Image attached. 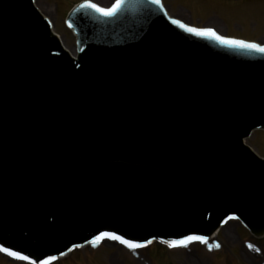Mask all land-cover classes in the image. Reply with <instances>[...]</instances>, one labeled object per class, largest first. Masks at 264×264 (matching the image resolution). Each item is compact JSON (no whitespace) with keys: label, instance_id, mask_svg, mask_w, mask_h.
Masks as SVG:
<instances>
[{"label":"water","instance_id":"95a60500","mask_svg":"<svg viewBox=\"0 0 264 264\" xmlns=\"http://www.w3.org/2000/svg\"><path fill=\"white\" fill-rule=\"evenodd\" d=\"M82 4L73 57L32 0H0V252L44 264L106 232L170 247L230 220L263 238L264 159L244 141L264 131V53L160 2Z\"/></svg>","mask_w":264,"mask_h":264},{"label":"rangeland","instance_id":"374dc122","mask_svg":"<svg viewBox=\"0 0 264 264\" xmlns=\"http://www.w3.org/2000/svg\"><path fill=\"white\" fill-rule=\"evenodd\" d=\"M82 1L87 0H38L53 33L69 52H74L75 39L65 27V19L73 5ZM88 1L101 2L106 7L115 0ZM160 1L170 17L187 25L210 28L231 39L264 45V0ZM245 144L264 158V132L252 134ZM215 237L206 243L173 250L156 245L130 251L100 243L98 247L90 245L74 251L53 264H264V239L251 238L234 222L226 224ZM0 264L5 263L0 260Z\"/></svg>","mask_w":264,"mask_h":264},{"label":"snow or ice","instance_id":"6c2138e0","mask_svg":"<svg viewBox=\"0 0 264 264\" xmlns=\"http://www.w3.org/2000/svg\"><path fill=\"white\" fill-rule=\"evenodd\" d=\"M125 0H116V3L111 7V8H104V7H100L94 3H84L81 5L82 8H91L93 10H95L96 12H98L101 16L104 17H113L115 16L123 7ZM152 3H159V0H151ZM172 23L177 24L179 27L183 28L186 32H189L193 35L196 36H200V37H208V38H212L216 41H218L219 43L226 45L228 47L231 48H240V49H247V50H251V51H255V52H260V53H264V47H262L261 45L257 44V43H250V42H246L243 40H236V39H226L220 35H218L216 33L215 30L213 29H197L194 27H189L186 26L185 24L181 23L178 20H173ZM104 238H108L111 240H115V241H119L121 244L127 246L129 249L135 250L137 248L143 247L142 245L133 243L129 240H125L120 236L114 235V234H110V233H103L101 237H99L98 239H104ZM192 241H200L202 243H206V241L204 240L203 237H199V236H193V237H188L185 241H173L171 242V244L169 245L170 247H188V244L191 243ZM94 246L98 247V244L94 243ZM219 245H216V248H219ZM249 247H251V245H249ZM211 251V249H209ZM2 251L6 252L9 256L14 257L17 260H21V261H26L28 260L27 256H22L17 252H12L9 251L8 249H2ZM44 264H50L49 261H44Z\"/></svg>","mask_w":264,"mask_h":264},{"label":"bare ground","instance_id":"6f19581e","mask_svg":"<svg viewBox=\"0 0 264 264\" xmlns=\"http://www.w3.org/2000/svg\"><path fill=\"white\" fill-rule=\"evenodd\" d=\"M33 3H34V6L37 8V10L39 11V13L41 14V15H44V11L42 10V8H40L39 7V5H38V0H33ZM94 3H98V2H94ZM99 3H101V2H99ZM97 4V5H100V6H102L101 4ZM103 7V6H102Z\"/></svg>","mask_w":264,"mask_h":264}]
</instances>
